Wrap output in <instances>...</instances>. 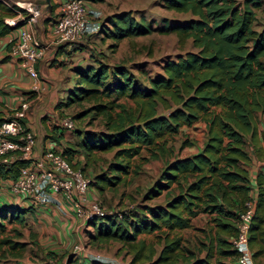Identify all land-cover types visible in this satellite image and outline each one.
<instances>
[{
	"label": "trees",
	"instance_id": "obj_1",
	"mask_svg": "<svg viewBox=\"0 0 264 264\" xmlns=\"http://www.w3.org/2000/svg\"><path fill=\"white\" fill-rule=\"evenodd\" d=\"M161 3L191 17L181 22L165 21L156 29L173 31L182 42L189 39L195 49L175 59H164L161 72L148 78L146 84L137 83L124 65L98 61L95 66H75L74 84L67 89L64 101L56 105L67 106L91 97L97 101L72 117L76 120L88 112L101 115L105 129L80 130L76 141L62 153L73 167L82 170L77 161L71 162L74 153H81L87 165L96 152L113 151L105 170L89 181L98 193L126 183L128 174L139 168L133 161L141 150L147 153L141 157L144 160H164L133 211L120 218L105 214L89 221L93 226L88 233L91 241L120 242L121 248L126 247L131 254L128 264H238L230 239L247 202L252 203L248 246L259 248L264 243V173L255 175L254 197L247 171L240 166L241 161L249 160L245 137L253 139L257 132L254 114H264V22L259 29L254 27L255 9L261 0ZM15 9L14 4L0 0V37L11 29L4 17L12 16ZM98 30L113 40L114 47L122 38L146 34L153 28L137 21L130 11L121 10L107 16L105 23L100 22ZM121 97L133 105L118 101ZM197 121L204 123L201 150L177 156L167 144L168 137ZM262 137L264 140V130ZM27 161L14 157L1 163L0 181L13 178ZM160 196L161 202L144 203ZM30 208L0 205V256H17L24 249V242L13 239L21 236V231L12 227L13 235L8 236L6 222L23 225V213ZM200 213L210 216V226L200 248L192 250L181 244L179 231L190 228L192 219ZM153 232L163 240L159 249L138 237ZM258 248L252 250V256L260 251ZM89 264L103 263L93 259Z\"/></svg>",
	"mask_w": 264,
	"mask_h": 264
},
{
	"label": "rangeland",
	"instance_id": "obj_2",
	"mask_svg": "<svg viewBox=\"0 0 264 264\" xmlns=\"http://www.w3.org/2000/svg\"><path fill=\"white\" fill-rule=\"evenodd\" d=\"M10 4L15 0H7ZM36 4L39 8V15L35 22L41 18L40 5L35 0H25ZM88 8L93 12L100 24L105 23L107 16L121 10L130 11L131 15L140 22L150 25L153 30L146 34L125 37L115 43L112 47L113 40L107 37L98 28L89 34L80 37L78 40L72 41L68 44L69 49L63 50L66 57H68V64L74 61H87L92 65H96L98 61L106 63L108 65H124L128 71L133 75L134 80L139 84H146L147 79L154 74L161 72V63L164 59H175L176 56L183 54L187 50H194L191 46L190 40L186 39L183 42L180 41L177 35L173 31L162 32L156 29L157 26L163 24L165 21L168 23L186 21L191 15L188 12H177L172 9L165 8L161 0H84ZM255 26L260 28V25L264 22V0H261L260 6L255 9ZM34 23V22H33ZM32 25V23L30 24ZM32 31V30H31ZM36 35V33H35ZM62 44V45H63ZM57 46L51 43L46 47L45 54L42 58L46 57L52 52L56 51ZM76 51L77 55H72V52ZM80 52L86 53L81 55ZM73 57V58H71ZM41 61V60H39ZM37 61L36 63H38ZM49 62V61H48ZM86 63V62H85ZM84 64V63H83ZM72 81L74 84L75 76L71 71ZM105 97L101 99L105 101ZM100 100V101H101ZM95 101L91 97L81 99L70 103L65 106V109L58 114V117L63 115H74L76 112L84 110L90 107ZM120 102H126L129 105H133V102L127 98L121 97L118 99ZM162 112V109H158ZM57 117V118H58ZM56 120L53 124H50L51 128H58ZM104 118L101 115L94 116L92 112H88L87 115L75 120V131L68 132L69 139L75 142L78 132L80 130L98 131L104 130ZM35 137V136H34ZM76 137V138H75ZM204 137L203 122L197 121L190 126H182L179 132L171 137H168V145L174 148V154L185 155L195 150ZM113 151H99L96 152L93 159L84 164V158L82 157L78 166L86 177L91 180L95 173L105 170L107 162L112 158ZM147 153L143 149L140 154L134 158L133 165L139 164L137 172L132 171L127 176V182L119 183L113 187L105 188L101 193H98L95 187L93 194L101 207L108 213L114 214L120 218L123 213L133 211L137 205L141 204V197L147 187H149L153 180L157 177L160 169L163 166L164 160L162 158H147V160L141 157L146 156ZM2 187L4 182H1ZM5 193V190L3 189ZM6 194V193H5ZM162 196L147 200L144 203L161 202ZM16 203L17 206H24V202L20 200H10ZM209 215L201 214L192 220V225L188 229L180 230L182 245L187 246L189 249L196 250L200 248V242L205 239V231L210 226ZM31 217L26 215V224L24 227L19 224H12V222H6L8 229L13 226L15 229L22 231L21 236L14 237V240L22 241L25 243L24 249L17 256L5 254L0 256V264H50L51 259H66V264H75L77 262V253H73L75 245L80 247L78 252L84 253L85 256L92 257L93 254L99 256V261H103L104 264H128V260L131 256L126 252V247L121 248L120 242L116 240H110L106 242H93L87 237L84 231L89 229H81V238L79 240H73L66 248L57 249L53 252L48 249H44L37 243L39 235L33 228H35L29 220ZM30 227V228H29ZM8 236L13 235L12 230H9ZM40 239L43 241V237ZM172 236V233L171 235ZM138 237H143L146 242L154 243L156 249H159L163 240L161 237L153 233L140 234ZM49 253H51L49 255ZM203 253V252H201ZM84 256V255H82ZM214 264H217L214 262Z\"/></svg>",
	"mask_w": 264,
	"mask_h": 264
},
{
	"label": "built area",
	"instance_id": "obj_3",
	"mask_svg": "<svg viewBox=\"0 0 264 264\" xmlns=\"http://www.w3.org/2000/svg\"><path fill=\"white\" fill-rule=\"evenodd\" d=\"M14 5L15 13L4 17V22L9 26L18 21H22V24L15 27L18 28L17 32L9 39L7 54L34 79L37 78L35 64L43 58L49 44L58 46L70 43L94 32L99 26V22L93 20L97 16L84 0H61L57 3L55 17L49 25L47 35L42 39L27 26L37 19L38 6L25 0H15ZM32 87L36 89V84ZM27 107L28 101L23 99L18 108L0 120V164L8 163L14 157L28 160L19 167L13 178L2 180L6 195L10 200L21 199L29 205L44 204L51 201L53 195H58L69 205L74 217L88 227L91 219L110 214L89 193V178L66 160L62 147L45 148L37 156L33 154L35 137L23 122ZM55 123L58 128L66 131H72L75 127V119L70 115L59 116ZM251 213L252 203L247 202L246 209L235 222V235L230 239L237 252L238 264H257L251 258L248 246ZM79 250L80 247L75 245L73 253ZM92 258L100 260L97 254H93ZM50 264H66V259H51Z\"/></svg>",
	"mask_w": 264,
	"mask_h": 264
},
{
	"label": "crops",
	"instance_id": "obj_4",
	"mask_svg": "<svg viewBox=\"0 0 264 264\" xmlns=\"http://www.w3.org/2000/svg\"><path fill=\"white\" fill-rule=\"evenodd\" d=\"M4 1L7 5L10 4L7 0ZM35 1L40 5L42 20L39 18L36 22L32 23V25L27 26L36 33L38 37L44 39V35H47L50 23L54 20L57 3L61 0ZM12 4H14V2H12ZM17 29L18 28H11L0 37V118H3L6 114L18 108L23 99H27L28 107L23 121L25 126L31 130L35 136L33 154L37 156L42 149L51 147H62V149H64L74 142L68 137V132L70 131L55 127L51 128L50 126V124H53L54 120L57 119L58 114L65 109V105L57 106L56 104L59 101H64L67 89L73 85L70 83L72 81L70 72L72 71L74 73V67L90 63L79 60L68 64V57L65 56L63 50L69 49V45L60 44L56 47V51L49 54L46 59H41V61L35 64L37 78L34 79L28 75L24 68L18 65V62L14 58L9 57L7 54L8 41L16 34ZM73 54L75 56L77 52L74 51L72 52V55ZM80 54L82 56L86 55L84 52H80ZM33 84H36V89H33ZM254 116L257 132L253 139H251L249 135H246L245 152L249 160L241 161L240 166L247 171L251 182L250 193L255 197L257 193V188L254 183L255 175L258 171L264 173V140L262 137V131L264 130V114L256 111ZM204 140L205 134L203 140L195 150L188 154L177 156L181 157L199 152ZM82 157L81 153L76 152L72 156L71 162H79ZM1 182L2 181H0V205L4 203L16 204L10 201V198L3 192V184H1ZM92 187L94 186L92 185L91 188ZM91 188L89 187L88 191L93 194L94 191ZM26 206H29V204L24 203L22 207ZM30 206L31 208L23 213V225L19 226L24 227L26 224V215L29 214L31 217L29 222L32 223L35 227L33 229L39 235V239L37 238V243H35V245H40L44 249L53 252H56L57 249L63 250V248H66L73 240H79L81 238V229L83 227L87 228L82 225L80 220L74 217L69 205L58 195H53L51 201H47L44 204ZM201 214L202 213L197 216ZM13 223L16 224V222H12V224ZM8 228L6 223V229L9 233L10 229ZM92 230L93 226L90 225L89 229L84 231L87 237L88 233ZM42 235H45L43 241L40 239ZM257 248V246L253 248L249 247L250 254H252V250ZM258 249L260 251L254 256L251 255V258L257 264H264V243ZM202 254L203 253H200V255ZM75 256H78V258L77 261L74 262L79 264H89L91 260H93L92 257L85 256V254L81 252H77Z\"/></svg>",
	"mask_w": 264,
	"mask_h": 264
},
{
	"label": "water",
	"instance_id": "obj_5",
	"mask_svg": "<svg viewBox=\"0 0 264 264\" xmlns=\"http://www.w3.org/2000/svg\"><path fill=\"white\" fill-rule=\"evenodd\" d=\"M22 24V21H18L17 23H15V25L10 26V28H15L16 26H19Z\"/></svg>",
	"mask_w": 264,
	"mask_h": 264
}]
</instances>
